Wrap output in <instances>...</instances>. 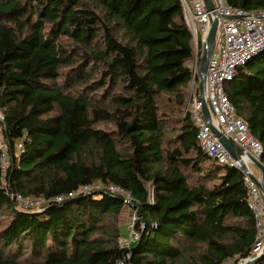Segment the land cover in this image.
Segmentation results:
<instances>
[{
  "label": "trees",
  "instance_id": "obj_1",
  "mask_svg": "<svg viewBox=\"0 0 264 264\" xmlns=\"http://www.w3.org/2000/svg\"><path fill=\"white\" fill-rule=\"evenodd\" d=\"M196 57L181 0H0L10 158L6 172L0 158V264H118L127 254L133 264H222L251 255L257 228L243 173L203 152L185 110ZM226 92L264 148V53ZM92 183L131 192L141 237L129 248L118 243L130 207L122 196H69ZM15 193L50 201L21 209Z\"/></svg>",
  "mask_w": 264,
  "mask_h": 264
},
{
  "label": "built area",
  "instance_id": "obj_2",
  "mask_svg": "<svg viewBox=\"0 0 264 264\" xmlns=\"http://www.w3.org/2000/svg\"><path fill=\"white\" fill-rule=\"evenodd\" d=\"M181 1L186 24L197 45L201 42L203 48L211 27V20L215 17H218L219 20L215 46L207 68L205 98L204 100L201 98L198 90L193 94L187 111L197 126V138L203 152L219 163L235 167L243 173L248 188V204L255 218L257 236L250 256L227 260L222 263L242 264L247 259L258 256L264 249V193L253 178V175L258 179L262 177V172L255 161L262 162L264 148L260 140L251 133L247 121L239 116L234 104L229 100L226 87L235 78L241 67L254 57L264 53V7L246 10L231 6L227 0H210L212 8H209L204 0ZM196 53L195 65L198 59V51ZM205 101L208 105L209 119L203 110ZM218 133L226 136L243 150L242 157L247 165V170L243 168L241 161L235 158L224 145L221 135ZM19 148H22L21 144ZM0 154L1 167L3 172H6L10 161L9 146L4 138L1 117ZM251 164H254L258 169V175L255 174ZM103 189L122 196L124 202L132 207L133 214L128 222L129 235L119 238L120 247L129 248L141 236L140 231L136 228L140 215L134 207L132 194L129 190L120 185L104 187L100 183H92L70 192L69 196ZM13 197L19 208L38 211L43 210L50 201L43 197H26L20 193L13 194ZM65 198L66 196L61 195L56 198V201L60 202ZM153 199L151 196V202L154 201ZM118 264H133L130 260V254H127V258L120 260Z\"/></svg>",
  "mask_w": 264,
  "mask_h": 264
},
{
  "label": "water",
  "instance_id": "obj_3",
  "mask_svg": "<svg viewBox=\"0 0 264 264\" xmlns=\"http://www.w3.org/2000/svg\"><path fill=\"white\" fill-rule=\"evenodd\" d=\"M204 1L208 5L209 8H212V3L210 0H204ZM218 23H219L218 17H215L214 19L211 20V27H210L208 36L206 38V42L204 44L203 53H202V57L200 60V65H199V71H198L199 92L203 100L205 98V80H206L207 68H208L209 59L213 53L214 46H215L216 34L218 30ZM196 65H197V62H196ZM203 110L206 114L207 119H209V110H208V105L206 101L204 102ZM0 117H1V120L4 121L3 116H0ZM220 135H221V140L223 141L224 145L228 148V150L232 153V155L235 158L241 161L243 168L247 170L248 169L247 165L245 164L243 157H242L243 150L238 145H236L234 142H232L230 139H228L226 136H223L222 134ZM255 163L258 166V168L262 171V177L258 179L256 176L253 175V178L256 180L261 191L264 193V163L260 161H255ZM262 259H264V249L258 256L254 257L248 263L256 264Z\"/></svg>",
  "mask_w": 264,
  "mask_h": 264
},
{
  "label": "rangeland",
  "instance_id": "obj_4",
  "mask_svg": "<svg viewBox=\"0 0 264 264\" xmlns=\"http://www.w3.org/2000/svg\"><path fill=\"white\" fill-rule=\"evenodd\" d=\"M193 41H194V47H195V51L197 52L198 51V58L199 59V62H198V59H197V65H195V61L194 63L192 64L193 65V69H194V77H193V80L191 81V88H190V94H189V97H188V100H187V103H186V106H185V110L187 112V108L189 107V105L191 104V100L193 98V94H195L198 90H199V78H198V71H199V65H200V60H201V57H202V43H198L199 45H197L195 39L193 38ZM201 50V51H199ZM192 93V95H191ZM104 126V125H102ZM225 167V165H224ZM251 167L252 169L254 170L255 174L258 175L259 172H258V169L255 167L254 164H251ZM226 169L224 168V171ZM262 172V171H261ZM133 212L131 211V207H125L124 208V211L121 213V216H120V224L121 226H123L122 228L126 231L129 232V229H128V222L132 216ZM123 238L125 237L124 235L122 236ZM128 237V236H126ZM141 237V236H140ZM120 240H118V243H119ZM253 258L251 259H247L245 262H243L242 264H249L248 262L250 260H252Z\"/></svg>",
  "mask_w": 264,
  "mask_h": 264
},
{
  "label": "crops",
  "instance_id": "obj_5",
  "mask_svg": "<svg viewBox=\"0 0 264 264\" xmlns=\"http://www.w3.org/2000/svg\"><path fill=\"white\" fill-rule=\"evenodd\" d=\"M124 235H129V232L124 230Z\"/></svg>",
  "mask_w": 264,
  "mask_h": 264
}]
</instances>
